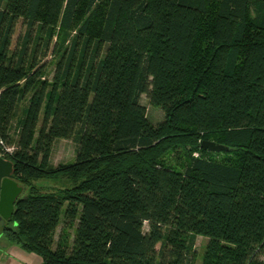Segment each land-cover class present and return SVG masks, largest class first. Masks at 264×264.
<instances>
[{
    "label": "trees",
    "instance_id": "obj_1",
    "mask_svg": "<svg viewBox=\"0 0 264 264\" xmlns=\"http://www.w3.org/2000/svg\"><path fill=\"white\" fill-rule=\"evenodd\" d=\"M14 129L3 234L43 264H192L198 236L201 264H264V0H0V140ZM63 138L76 160L53 167Z\"/></svg>",
    "mask_w": 264,
    "mask_h": 264
},
{
    "label": "rangeland",
    "instance_id": "obj_2",
    "mask_svg": "<svg viewBox=\"0 0 264 264\" xmlns=\"http://www.w3.org/2000/svg\"><path fill=\"white\" fill-rule=\"evenodd\" d=\"M26 28L27 27L25 25L24 26L22 25L21 21L18 22V24L16 25L15 33H14L13 42L16 41L17 37L20 34H24L26 32ZM54 43H55V40L50 45L49 49L46 50L45 55H43L44 48L39 49V52L37 54V59L38 61H40L39 62L40 65H45L43 69V76L41 78L44 81H52L57 63L59 59L61 58L62 52L56 53L54 51ZM141 103L142 105L146 107L148 117L153 123H158L165 119L164 110L161 107L152 104L147 94L142 95ZM42 118L43 116L41 115L40 121ZM41 123L42 122L38 123V128H40ZM12 136L14 138V142L10 143V145L15 147L16 146L15 141L17 139L16 129L13 130ZM52 147L53 148H52L50 164L53 167H58L60 164L72 163L76 160L77 143L74 139H64V138L57 139L55 140ZM195 155H199V153L196 152ZM217 156H222V154L221 155L219 154ZM34 183L39 186H43L45 187V189H48V190H55V189L61 188L62 186L64 187L68 185V183H65V182L62 183L53 178H44L43 180L37 181ZM66 206L67 205H65L64 209L66 208ZM61 228H62V225H60V227L58 228L57 235L61 233ZM145 230L146 231L149 230V225L147 222L145 223ZM207 241L208 239L206 237L198 236L196 244H195V253H194V259H193L192 264H201ZM13 245H14L13 243H11L5 238V235L3 234V225L2 223H0V264H5V261L7 260V257H8V253L11 251V246ZM13 254L15 255L14 252Z\"/></svg>",
    "mask_w": 264,
    "mask_h": 264
},
{
    "label": "water",
    "instance_id": "obj_3",
    "mask_svg": "<svg viewBox=\"0 0 264 264\" xmlns=\"http://www.w3.org/2000/svg\"><path fill=\"white\" fill-rule=\"evenodd\" d=\"M202 147L210 151H227L229 147L212 140H204ZM24 186L14 177V163L0 153V223L12 218L15 204L23 194Z\"/></svg>",
    "mask_w": 264,
    "mask_h": 264
},
{
    "label": "crops",
    "instance_id": "obj_4",
    "mask_svg": "<svg viewBox=\"0 0 264 264\" xmlns=\"http://www.w3.org/2000/svg\"><path fill=\"white\" fill-rule=\"evenodd\" d=\"M60 235V234H59ZM59 235L56 236L58 240ZM15 253V255L13 254ZM5 264H43V260L36 254L26 253L22 251L18 246H11V251L8 253Z\"/></svg>",
    "mask_w": 264,
    "mask_h": 264
},
{
    "label": "built area",
    "instance_id": "obj_5",
    "mask_svg": "<svg viewBox=\"0 0 264 264\" xmlns=\"http://www.w3.org/2000/svg\"><path fill=\"white\" fill-rule=\"evenodd\" d=\"M15 150V147L12 145L7 144L5 141L0 140V153H13Z\"/></svg>",
    "mask_w": 264,
    "mask_h": 264
}]
</instances>
